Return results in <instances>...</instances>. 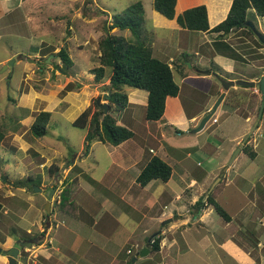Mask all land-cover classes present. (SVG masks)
<instances>
[{
  "label": "crops",
  "instance_id": "1",
  "mask_svg": "<svg viewBox=\"0 0 264 264\" xmlns=\"http://www.w3.org/2000/svg\"><path fill=\"white\" fill-rule=\"evenodd\" d=\"M26 1L28 0H18L17 3L19 5ZM152 1L144 0L142 4L145 21L142 26V37L149 43L153 57L173 69V80L175 75L178 77L179 82L174 81L179 88L177 96L166 98L161 119L148 122L144 119L147 93L124 88L127 105L123 109H116L118 112L115 111L114 116L117 124L131 131L133 136L115 147L103 144L106 164L102 166L103 171L100 175L93 176L95 169L91 170L89 166L84 168V158H88L90 154L84 132L81 137L79 136L78 148L71 153L70 159L65 154L67 168L60 167L55 171L64 172V176L54 175L55 180L50 187L47 188L43 180H35L29 174L24 181L19 180L23 185L17 183L18 181L12 184L15 189L22 191L21 196H26L30 210L14 222V227L8 228L7 223L3 225L4 229L7 228V233L4 230L0 232V236L3 237L0 239V247L2 250H8L17 242L31 244L32 250L36 247L34 254L32 252L34 256L30 258L27 254L24 256L27 248H21L17 256L18 264H264V203L262 204L264 169L258 174L256 182L252 180L253 172L243 175V182L237 187L236 199L239 197L243 201L255 198V201L249 200L248 205H239L238 208H231L229 205L231 201H217L221 206L215 201L216 195L229 185H236L233 179L241 175V172H233V166H226L228 157L239 149L231 160L235 161L246 142L249 146L252 145L255 153L254 159L249 158L252 163L258 158L257 149L260 146L264 148V117L256 124L257 119L253 120L249 112L252 109L249 106L243 109L242 104L233 103L232 100L235 97L233 93L238 89L248 91L251 88L236 86L229 89L215 112L224 118L220 124L218 137L225 138L228 144L223 161L218 160L216 168H206L199 174L188 172L186 166H181L184 162L182 157L189 158L192 152H200L205 157L215 160L216 156L211 154L214 147L204 138V129L208 122L196 134H191V130L198 126L201 118L211 110L223 92L216 76L231 82L238 80L257 82L264 76V66H258V71H255L254 59L251 58L252 49H256L264 59V44L254 34L253 39H257L261 46L252 42L250 50L249 46L233 42V36L240 33L244 38H248L246 43L249 44L250 34L246 29L232 30L223 35L212 31L191 32L176 23V17L184 11L204 6L211 30L226 18L231 5L230 0H175V16L171 20L155 12ZM0 3L2 6L6 5L4 8H12V0H0ZM100 11L106 14L94 18L87 17L86 13L82 14L81 19L86 20L78 23L87 29L84 34L78 31L79 27L77 31L74 26L67 28L71 31L68 40L78 41V48L73 53L75 63L72 60V70L68 75V84L72 83L77 88L66 91L61 98L59 89H53L46 95H39L34 91L22 93L19 96L18 107L26 109L27 102L33 100V96L39 95L40 100H46L42 103L41 111L50 113V120L53 114L59 113L72 124L90 106L93 98L95 101L100 98V103L108 105V99L105 97L109 94L107 90L109 76L95 81L94 76L88 72L91 68L99 66L96 41L101 34L97 21L100 17H106L104 22L106 21L108 25L112 16L104 10ZM251 14L256 23L259 21L262 23L263 27L258 25V31L264 36V17H257L254 10L249 9L247 12L249 22ZM100 26L102 27L101 24ZM122 34L128 37L130 35L127 31ZM68 51L70 57V46ZM36 55L34 53L33 57ZM78 60L87 63L77 65ZM58 72L60 70L56 68V73ZM64 87H61V91ZM253 90L255 93V87ZM196 92L205 93V100L198 108L193 109V106L188 105L192 103ZM61 106L62 110L58 112ZM189 108L194 111H188ZM34 117L27 114L16 122L23 125L26 120L27 124L31 125ZM214 119L216 123L211 120V125L216 126L221 118L215 116ZM241 120L243 127L239 125ZM235 123H238L236 134ZM220 146L217 145L216 148L219 149ZM54 153L60 154L56 151ZM91 154L90 163L97 165L96 156L99 153L91 151ZM153 157H158L170 166L171 177L175 166L185 178L189 175L190 183L184 187V192L175 193L174 197L169 199L163 190H158L157 193L150 192L153 187L157 188L159 185L157 182L160 180H152L144 187L137 183L141 170ZM173 163L175 166L171 165ZM48 170V173H51L52 169ZM223 177L224 188L220 186L221 190L214 195V187L208 192L226 212L227 220L220 218L205 205L208 204L205 198L209 194L206 192L209 181L218 179L217 186ZM170 179L167 182H160L167 185ZM34 181L38 182L37 185ZM193 183L197 187L194 188ZM258 187L257 195L254 190ZM187 189L191 191L184 197ZM52 190L53 194L49 201L48 193ZM65 192L69 195V202L62 206V196ZM36 196L41 200H37ZM162 201L164 204L159 205ZM200 201L203 204L196 206ZM47 202L49 207L48 212H45L42 208ZM259 203L262 204L260 209ZM0 204L2 206L0 221H4L10 216L2 202ZM213 213L219 217L220 222L213 217ZM134 214H138L139 219ZM59 216L63 217V221L57 220ZM196 219L199 223L195 221ZM145 220L150 222L149 226L143 225ZM236 225L237 230L231 232L229 229ZM19 231L22 234H19ZM150 238L159 240L158 251H154L158 259L151 255L150 246L146 256L139 255ZM190 256L193 257L189 258ZM0 264H7L6 257L1 253Z\"/></svg>",
  "mask_w": 264,
  "mask_h": 264
},
{
  "label": "rangeland",
  "instance_id": "2",
  "mask_svg": "<svg viewBox=\"0 0 264 264\" xmlns=\"http://www.w3.org/2000/svg\"><path fill=\"white\" fill-rule=\"evenodd\" d=\"M17 2L18 0H12V8H4L6 5L3 4L2 6L0 3V132L3 131L5 134L2 142L0 143V202H2V205L5 206V209H7L10 216L4 221H0V232L4 230L6 233L7 228L4 229L3 227L5 223H7L8 228L14 227V222L25 216L30 210V204L26 200V196H21V194H23L22 191L20 189H15L12 184H15L17 181V183H19V180L24 181L27 174H29L35 180H43L42 182L47 188L50 187L49 185H52L55 180V176H64V172L58 173L55 171L60 167L67 168V164H65L66 156L70 159L71 153L78 148V143L80 141L79 136L81 137L84 132L87 134V130H81L73 127L72 124H70L65 117L61 116L59 113L53 114L52 119L49 120V126H47L46 134L39 139L32 137L29 133L31 125L27 124L26 120H24L23 125H19L16 122L19 118L23 119V117L27 116V114L28 116H35L41 112L43 107L42 103H45L46 100H40V94L46 95V93H51L50 91L53 89H59V97L61 98L67 89L73 85L72 83L68 84V75L70 74L72 68L68 71V75L61 74L60 72H58V74L56 73V68L61 66L60 60L56 57V53L59 49L65 47L69 55L70 52L68 51V47L70 46V58L74 62L75 58L73 53L76 52L75 50L78 48V41L68 40V35H70L71 31L69 30L70 28H67L74 26L76 30L79 27L78 31L84 34L87 29L84 26H80L78 23L86 20L85 18L81 19L83 18L82 14L86 13L85 15L87 17L94 18L95 16H102L99 12L100 10H104L108 14L113 15L127 9V7L132 3L139 2L140 4H143L144 0H28L19 5ZM249 18L251 20L250 23L253 22L252 25L256 31H258V25L263 27L260 21L256 23L252 14ZM105 19L106 17H100L97 21L100 34H102V27ZM144 22L145 21L143 19V23ZM248 37L250 38L249 44L246 43V39L248 38H244L240 35V33H236L235 37L233 36V42H240L239 45L245 47L249 46L251 50L253 46L252 42H255L256 44L257 42L256 39H253L254 37L252 35ZM89 48L91 49V46H89ZM252 50L253 53L251 54V58L254 59V66L256 67L254 70L258 71V66H264V59L262 55L258 54L256 49ZM34 53L37 54L36 57H33ZM49 56H51L50 59H48ZM47 59L48 62H46ZM86 63H83L80 60L76 62L77 65H85ZM174 81L176 83L179 82L176 75L174 76ZM61 87H64L62 91ZM255 89V93L253 88L248 91L238 89L235 93L232 92L234 94L233 97L235 96L234 99H232L234 100L233 103L239 102L242 104L243 109H247L249 106V108L252 109L249 112L252 115L253 120L257 119L258 107L261 101L258 86H256ZM31 91H34L39 95H37V97L33 96L34 99L27 102L25 105L26 109L18 107V103L20 102L19 96L22 93L27 94ZM204 100L205 93L196 92L192 98V103L188 106H193V109L198 108L199 104ZM93 101H95L94 98L88 108L93 109ZM184 102L187 103L186 100ZM235 105L236 104H233V106ZM192 108H189L188 111H194ZM61 110L62 106L61 108L59 107L58 112ZM263 110L262 116L259 119H263L264 117ZM30 112L31 114H29ZM237 114L240 115V112ZM215 116L221 118L219 124L216 126L211 125V120ZM212 118L209 120L206 128L204 129V138L211 144L210 146L214 147L211 154L216 156L215 160L210 157H205L200 152H192L193 154H191L192 156L189 158L182 157L184 162L181 166H186L189 170L188 172H197V174H199L200 171H205L204 169L206 168L214 169L219 163L218 160L223 161L222 158H224L227 153V141L225 138H218L221 129L220 124H222L224 118L220 115L218 116L217 114H214ZM240 122H243V120L239 121V125H242L243 127V124ZM237 124L235 123L234 134L237 132ZM250 134H252V132ZM229 135L230 134H228V136ZM85 143L89 147L87 150L90 154L88 158H84V168L89 166V169H95L93 176H98L103 171L102 166L104 163L106 164L104 155L105 147L96 140ZM217 145H221L219 149L216 148ZM251 146L252 145L249 146L247 143L244 146L247 147V149H244L243 147L241 149V154L236 157L235 161L231 162L234 153L228 157L226 166H233V172H241L240 177L233 179V182L237 183L236 185H229L228 188L226 187L219 194L218 192L221 190V187L224 188L223 183L226 175L220 180L217 186L216 181L218 179L209 181V188L206 192H211V189L214 187L213 195L218 193L216 195V202L219 200L231 201L229 204L231 208H238L239 205H248L249 200L255 201V198L243 201L242 199L240 200L239 197L236 199L237 187L240 182H243L242 176L251 171L253 172L252 180L256 182L258 174H260L262 169H264V148L260 146L257 149L256 152L258 154V158L251 163L248 157V153L253 151ZM83 150L85 151L86 149L84 148ZM55 151L60 154L54 153ZM91 151L99 153V155L96 156L98 161L97 165L90 163L92 160ZM50 163L51 165L49 166ZM171 165L175 166V163ZM48 168L52 169L51 173H48ZM173 171L172 177L167 185L158 181L157 183L159 184V188L158 186L157 188L153 187L150 189V192L157 193L158 190H163V192H166V197H169V199H172L174 197L173 194L175 193L180 194L181 191L184 192V187L190 183L189 175L185 178L176 166ZM192 180L196 181V179ZM37 183V181H34L35 185H37ZM194 186L195 184L193 183V187ZM195 187H197V185ZM26 191L29 193L28 190ZM190 191L191 190L187 189V192L184 193V197H187ZM254 193L257 195L259 194V187L254 190ZM144 196H146V193ZM62 197V206H64L69 202V195L65 192ZM36 198L37 200H41L38 196H36ZM263 203L264 202H262V204ZM163 204L164 201H162L159 205ZM262 204H258V209L261 208ZM205 205H207L208 209H212L214 211V208L210 204ZM219 205L221 206V204ZM45 207L46 204L42 208L43 211H45ZM168 207H170L169 204ZM74 213L76 212L74 211ZM135 215H137V219H139L138 214H134V216ZM213 217L220 222L219 217L215 213H213ZM62 218L63 217L59 216L57 220L63 221ZM195 221L199 223L197 219ZM143 225L149 226L150 222L145 220ZM259 226L262 227L263 225ZM237 228L238 226L236 225L234 228H230L229 230L234 232ZM19 234L22 233L19 231ZM138 234L139 233H137V235ZM1 238H3L2 235L0 236V239ZM141 243L142 242H140V244ZM145 244L146 242L143 245ZM35 248L33 251H35ZM30 249L32 248L30 247ZM135 253L136 252L134 251L133 254ZM151 255L156 256V253L153 251ZM24 256L26 257V254ZM157 257L158 256H156V258ZM191 257L193 256H190L189 258Z\"/></svg>",
  "mask_w": 264,
  "mask_h": 264
},
{
  "label": "trees",
  "instance_id": "3",
  "mask_svg": "<svg viewBox=\"0 0 264 264\" xmlns=\"http://www.w3.org/2000/svg\"><path fill=\"white\" fill-rule=\"evenodd\" d=\"M230 1L231 5L226 18L211 30L207 23L204 6L184 11L176 17V23L179 27L191 32L212 31L226 35L232 30L246 29L248 34L254 36L250 28L245 26L248 21L247 12L252 9L257 17H264V0ZM152 8L166 19L171 20L175 16V0H153ZM99 14L106 13L100 11ZM143 19V6L138 2L113 14L108 25L106 21L103 24L102 34L97 40L99 66L91 68L88 72L94 76L95 81L103 79L106 75L109 76L107 90L110 98L107 100L108 109L105 114L93 101V109L87 108L73 121V127L87 130L85 142L96 140L101 144L115 147L133 136L131 131L117 124L114 116L116 109H123L127 105L124 88L138 89L147 93L144 119L148 122L161 119L166 98L176 97L178 94L179 88L173 80V69L153 57L149 43L142 37ZM113 31L118 33H112ZM125 31L129 32V37L122 34ZM256 42L257 46L261 45L257 39ZM56 57L61 62V66L58 67L61 74L68 75L73 62L66 48L59 49ZM76 88L77 86L73 84L67 91ZM49 120L50 113L41 111L36 114L29 128L32 137L42 138L46 134ZM4 136V132H0V143ZM248 157L254 159L255 153L251 151ZM170 177V166L158 157H153L141 170L136 181L144 187L152 180L167 182ZM205 201L214 208L219 217L223 220L228 219L226 212L213 200L211 193L207 194ZM201 204L200 201L196 206ZM1 207L0 204V210ZM151 241L150 251H158L159 240L155 238Z\"/></svg>",
  "mask_w": 264,
  "mask_h": 264
},
{
  "label": "water",
  "instance_id": "4",
  "mask_svg": "<svg viewBox=\"0 0 264 264\" xmlns=\"http://www.w3.org/2000/svg\"><path fill=\"white\" fill-rule=\"evenodd\" d=\"M245 26L250 28V30L252 31V33L257 37V39L262 43L264 44V36L259 33L258 31L255 30V28L253 27V25L247 21L245 23ZM51 57V56H50ZM48 62V60L46 61ZM217 80L219 81V83L221 84L222 86V89H223V92L220 94L218 100L216 101V103L214 104L213 108L211 109V111H209L204 117L201 118L198 126L196 128H194L193 130H191V134H196L198 132H200L204 125L209 122V120L212 118V116L215 114L218 106L220 105L221 101L223 100L224 98V95L227 91H229V89L231 88H235L236 86H240V87H244V88H254L256 86H258V89H259V93L261 95V101H260V104H259V111H258V115H257V120H256V124L259 120V118L261 117V114H262V110H263V107H264V76H262L259 81L257 82H248V81H243V80H238L236 82H231V81H226L218 76H216ZM107 99L110 98V94H107L106 97ZM100 98H97L96 101H95V104L103 111V114H105L107 112V109H108V105L105 104V103H100ZM255 124V126H256ZM255 126L253 128V130L255 129ZM239 152V149H237L235 152H234V155L237 154ZM222 176V174H221ZM218 181V180H217ZM39 191V190H37ZM53 194V190L50 191L49 195H48V200L50 201L51 199V196ZM48 207H49V202H47L46 204V207H45V212H48ZM151 239H148L147 241V245L145 246L144 249L141 250L140 252V257H144L148 254V246L151 242ZM31 244L29 243H24V242H17L16 244H14L13 248H10L8 250H2V248L0 247V253L6 257L7 259V264H18L17 263V256H18V252L21 248L23 247H26V248H30Z\"/></svg>",
  "mask_w": 264,
  "mask_h": 264
},
{
  "label": "built area",
  "instance_id": "5",
  "mask_svg": "<svg viewBox=\"0 0 264 264\" xmlns=\"http://www.w3.org/2000/svg\"><path fill=\"white\" fill-rule=\"evenodd\" d=\"M208 112H209V110H208ZM208 112H207V113H208ZM212 122H213V123H216V119L212 118ZM26 251L28 252V257H29V258L34 256L33 254H34L35 251L32 250V251H33V254H32V252H30V250H26ZM127 253L129 254L130 252L127 251Z\"/></svg>",
  "mask_w": 264,
  "mask_h": 264
},
{
  "label": "clouds",
  "instance_id": "6",
  "mask_svg": "<svg viewBox=\"0 0 264 264\" xmlns=\"http://www.w3.org/2000/svg\"><path fill=\"white\" fill-rule=\"evenodd\" d=\"M33 247V246H32ZM26 250H30V251H32V249H30V248H27ZM25 250V254H27L28 255V252Z\"/></svg>",
  "mask_w": 264,
  "mask_h": 264
}]
</instances>
